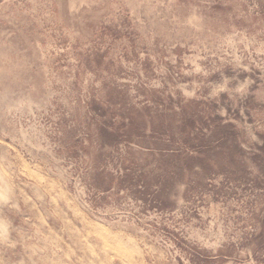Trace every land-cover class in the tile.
I'll use <instances>...</instances> for the list:
<instances>
[{
    "label": "rangeland",
    "instance_id": "rangeland-1",
    "mask_svg": "<svg viewBox=\"0 0 264 264\" xmlns=\"http://www.w3.org/2000/svg\"><path fill=\"white\" fill-rule=\"evenodd\" d=\"M0 264H264V0H0Z\"/></svg>",
    "mask_w": 264,
    "mask_h": 264
}]
</instances>
